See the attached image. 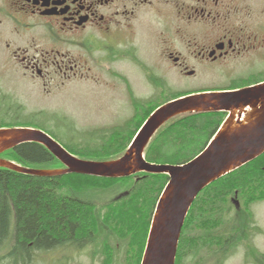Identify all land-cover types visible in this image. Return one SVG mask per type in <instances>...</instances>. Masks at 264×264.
I'll use <instances>...</instances> for the list:
<instances>
[{"label":"flooded vegetation","instance_id":"obj_1","mask_svg":"<svg viewBox=\"0 0 264 264\" xmlns=\"http://www.w3.org/2000/svg\"><path fill=\"white\" fill-rule=\"evenodd\" d=\"M0 41L4 75L6 67L14 68L40 95L81 79L98 78L114 87L115 80L126 81L123 64L131 65L150 90L136 96L146 100L140 102L128 88V112L116 116L123 121L139 107L149 109L157 97L164 101L172 90L250 84L251 73L257 77L264 67V0H0ZM15 98L0 86V104ZM231 199L222 212L227 224L217 230L222 250L201 247L198 264L236 257L240 264H264L256 238L264 226L252 210L240 209L246 197L238 204ZM90 245L56 247L40 264H70L76 251L91 254ZM96 250L97 263L104 264L105 254Z\"/></svg>","mask_w":264,"mask_h":264},{"label":"trees","instance_id":"obj_2","mask_svg":"<svg viewBox=\"0 0 264 264\" xmlns=\"http://www.w3.org/2000/svg\"><path fill=\"white\" fill-rule=\"evenodd\" d=\"M263 79L264 73L257 77L252 75L250 82ZM171 96L175 97L176 93ZM151 109L153 107L148 110L137 108L136 116L130 123L105 133L102 144L98 146L77 142L63 144L44 124L27 117L1 119L0 127L36 125L74 155L108 160L123 153ZM223 116V113L208 112L182 114L170 119L146 146L145 160L168 164L190 160L204 147ZM0 158L31 168L61 166L43 145L36 142L21 143L1 153ZM134 177L137 176L110 179L75 173L34 176L0 167V248L11 246L9 262L27 264L32 249L59 246L80 249L85 247L84 242H87L86 245L95 244L97 238L100 241L113 239L122 247H128L130 241L131 244L134 242L129 237L135 236L140 245L137 254L130 258L139 264L151 215L167 176L140 173L138 178ZM115 188L127 191V194L118 199H100ZM235 190L239 199L246 196L250 201L264 198V153L198 193L181 230L175 264L182 252V256L202 248L210 252L212 247L223 245L217 230L226 220L222 210H226L229 204L227 196L234 194ZM250 201L242 202L247 204ZM107 245L99 246L105 260L107 251L104 247ZM112 247L116 250L115 244Z\"/></svg>","mask_w":264,"mask_h":264},{"label":"water","instance_id":"obj_3","mask_svg":"<svg viewBox=\"0 0 264 264\" xmlns=\"http://www.w3.org/2000/svg\"><path fill=\"white\" fill-rule=\"evenodd\" d=\"M247 107L248 112L243 110ZM209 111H229L230 115L210 143L191 160L182 164L145 161L144 147L161 124L181 113ZM235 113L238 119H234ZM242 113L244 117L240 120ZM25 142L42 144L64 167L30 168L3 158L0 167L34 176L76 173L119 178L143 171L167 174V185L153 211L140 264H174L181 228L197 194L212 181L264 152V82L235 91L187 95L159 106L117 159H81L42 130L0 128V153Z\"/></svg>","mask_w":264,"mask_h":264},{"label":"rangeland","instance_id":"obj_4","mask_svg":"<svg viewBox=\"0 0 264 264\" xmlns=\"http://www.w3.org/2000/svg\"><path fill=\"white\" fill-rule=\"evenodd\" d=\"M3 44L4 42L0 41V86L3 87L4 90L10 93L12 92L16 98L11 101V103H6L5 101L1 102L0 120L17 118L25 119V117H27L38 124H44V126L51 130L54 133V136L57 137V139L63 144L77 142L79 144L87 143L92 146L101 145L102 140L104 139L103 136L108 132V129L115 124L120 123L114 120L115 117L128 112V108L126 106V104H128L126 100L128 96V88L133 90L132 95H134L135 98L139 94H142L141 96L145 95L150 90L147 89L148 86H143L144 84L140 81L141 74H138L135 71V68H132L131 65L123 64L122 72L126 77L125 82L128 81L127 83L129 85L121 81V79L114 81V87L109 84H105L103 81H98V78L81 79L78 81L75 80L66 82L64 87L58 91L53 90L49 94L40 95L27 80L18 76L14 68L6 67V71L9 72L4 75L5 70L2 66L6 61V57L3 53ZM142 45L143 43H141L140 46ZM143 53L144 50L140 49L141 60H144ZM256 63L259 64L258 61ZM101 76L107 79L109 78L108 75ZM208 78L209 76H207V79L201 78V80L207 81ZM195 80L196 79L191 78L189 82L194 83ZM158 101H160V99L156 102ZM53 114L56 117L52 116ZM63 115L67 117V120H63L61 118ZM104 129H107V131H103ZM117 187L119 186L117 185L116 188ZM115 189L114 191L105 193L103 198L100 199L104 201L108 200L106 199L108 197L112 198L115 193V195H117L118 188L116 190ZM232 195L233 194H229L227 196L228 200ZM246 198L250 201L248 196H246ZM243 204L240 209H247ZM247 204H249L248 210L253 211V214L256 217V222H259L261 228L263 229L264 198L256 200L252 199ZM226 209H228V205ZM225 224H227L226 220L223 226H225ZM147 229H149V227ZM256 236L258 240L262 241L260 248H263L264 250V232H261ZM129 239H133L132 242H134L131 244V241L129 240V246L122 247L113 239L110 241H100L97 238L95 244L91 243L90 245L93 246L91 247V254L88 253V250L87 253L76 251L70 264H98L97 259L95 258L97 257L96 248L98 249V247H101L104 243H108V245L104 247L107 251L105 264H112L113 258H115L113 264H135V260H132L130 257L137 254L140 240H138V237L135 236L133 238L129 237ZM86 244L87 242H84V245ZM113 244H115L116 250L113 249ZM54 248L56 247L32 249L29 253L27 264H40L41 261H39V259L41 258H44V261L47 260L48 258L45 257H47L48 254H51L52 251L50 250ZM122 248L124 249L122 250ZM215 248L222 250L220 244L215 246ZM182 253L178 263L176 264H198L197 251L188 252L183 256ZM11 255V246L5 245L0 248V264H14L9 262ZM93 257L95 260L91 263L90 259ZM216 264H240V261L236 257L235 259L226 260L224 262L221 260L216 262Z\"/></svg>","mask_w":264,"mask_h":264},{"label":"bare ground","instance_id":"obj_5","mask_svg":"<svg viewBox=\"0 0 264 264\" xmlns=\"http://www.w3.org/2000/svg\"><path fill=\"white\" fill-rule=\"evenodd\" d=\"M243 229V228H242ZM110 251V250H109Z\"/></svg>","mask_w":264,"mask_h":264}]
</instances>
